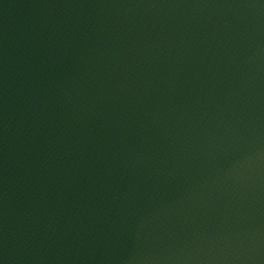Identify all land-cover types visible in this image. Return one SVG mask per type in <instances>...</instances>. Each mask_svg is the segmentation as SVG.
Returning a JSON list of instances; mask_svg holds the SVG:
<instances>
[{
	"label": "water",
	"instance_id": "1",
	"mask_svg": "<svg viewBox=\"0 0 264 264\" xmlns=\"http://www.w3.org/2000/svg\"><path fill=\"white\" fill-rule=\"evenodd\" d=\"M0 264H264V0H0Z\"/></svg>",
	"mask_w": 264,
	"mask_h": 264
}]
</instances>
